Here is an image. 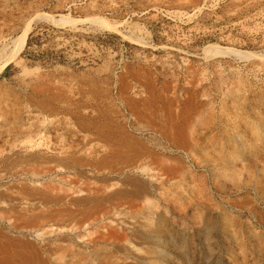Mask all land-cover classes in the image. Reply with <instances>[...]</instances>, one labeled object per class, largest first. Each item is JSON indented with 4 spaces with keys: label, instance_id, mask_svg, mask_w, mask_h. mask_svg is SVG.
<instances>
[{
    "label": "rangeland",
    "instance_id": "rangeland-1",
    "mask_svg": "<svg viewBox=\"0 0 264 264\" xmlns=\"http://www.w3.org/2000/svg\"><path fill=\"white\" fill-rule=\"evenodd\" d=\"M27 26L0 264H264V0H0V64Z\"/></svg>",
    "mask_w": 264,
    "mask_h": 264
},
{
    "label": "bare ground",
    "instance_id": "bare-ground-1",
    "mask_svg": "<svg viewBox=\"0 0 264 264\" xmlns=\"http://www.w3.org/2000/svg\"><path fill=\"white\" fill-rule=\"evenodd\" d=\"M30 27L27 26L22 33L20 34V36L13 42V46L10 49V52L8 55H6L5 57H3L2 63L0 64V68H3L4 66H6L7 63L9 62H16L17 61V56L18 54L21 52V50L24 48L25 45V41L27 38V34L29 32ZM237 56H240V58H245L247 57L248 54L245 53H240V54H236ZM44 195V194H43ZM42 196V195H41ZM34 201V200H33ZM35 264V263H34Z\"/></svg>",
    "mask_w": 264,
    "mask_h": 264
},
{
    "label": "trees",
    "instance_id": "trees-1",
    "mask_svg": "<svg viewBox=\"0 0 264 264\" xmlns=\"http://www.w3.org/2000/svg\"><path fill=\"white\" fill-rule=\"evenodd\" d=\"M29 43H30V40L28 39V40H27V45H26V46H29Z\"/></svg>",
    "mask_w": 264,
    "mask_h": 264
}]
</instances>
